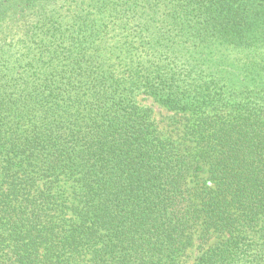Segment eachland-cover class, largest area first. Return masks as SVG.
Returning a JSON list of instances; mask_svg holds the SVG:
<instances>
[{"label": "trees", "instance_id": "1", "mask_svg": "<svg viewBox=\"0 0 264 264\" xmlns=\"http://www.w3.org/2000/svg\"><path fill=\"white\" fill-rule=\"evenodd\" d=\"M196 240L190 264H264V0H0V264Z\"/></svg>", "mask_w": 264, "mask_h": 264}, {"label": "rangeland", "instance_id": "2", "mask_svg": "<svg viewBox=\"0 0 264 264\" xmlns=\"http://www.w3.org/2000/svg\"><path fill=\"white\" fill-rule=\"evenodd\" d=\"M137 103L140 108L150 114L154 127L161 137L169 138L175 142L182 141V134L180 132L181 126L179 127L180 129L173 126L172 121L174 115L172 112L158 104L153 98L145 95H140L137 99ZM187 253L188 257L184 259L190 264L200 255L198 240L195 241L194 247L189 249Z\"/></svg>", "mask_w": 264, "mask_h": 264}]
</instances>
